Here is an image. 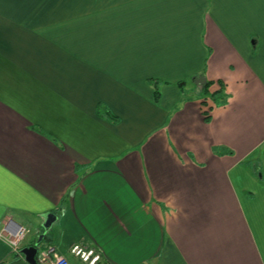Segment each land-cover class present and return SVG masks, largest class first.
Instances as JSON below:
<instances>
[{
    "label": "crops",
    "instance_id": "obj_1",
    "mask_svg": "<svg viewBox=\"0 0 264 264\" xmlns=\"http://www.w3.org/2000/svg\"><path fill=\"white\" fill-rule=\"evenodd\" d=\"M9 220L73 264H264V0H0Z\"/></svg>",
    "mask_w": 264,
    "mask_h": 264
},
{
    "label": "built area",
    "instance_id": "obj_2",
    "mask_svg": "<svg viewBox=\"0 0 264 264\" xmlns=\"http://www.w3.org/2000/svg\"><path fill=\"white\" fill-rule=\"evenodd\" d=\"M29 233L30 229L27 226L9 220L0 231V238L9 244L12 255L19 258L22 257L23 242ZM69 253L83 264H105L101 249L90 242H73L69 246ZM37 261L38 264H73L51 244L39 249Z\"/></svg>",
    "mask_w": 264,
    "mask_h": 264
},
{
    "label": "trees",
    "instance_id": "obj_3",
    "mask_svg": "<svg viewBox=\"0 0 264 264\" xmlns=\"http://www.w3.org/2000/svg\"><path fill=\"white\" fill-rule=\"evenodd\" d=\"M158 82H155V84H157ZM212 81H207V82H204L201 86L202 88V95L204 96V98H211L212 101L214 102V104L216 106H222V105H225L227 102H228V95L225 93V90L223 88V85H222V88L220 90H218L217 92H214V93H211L209 91V88L210 86L212 85ZM159 90L156 88V99L159 98ZM108 117H110L111 119H114V117L111 115V114H108ZM210 115L206 116V120L207 121H210ZM229 154H233V151L232 150H229ZM44 233V232H42ZM42 233H39L37 237L34 238V240L28 245H35L36 244V241L38 240L39 238V235L42 234ZM49 237L48 235L45 234V237H44V240L38 245V248L41 249L42 246L44 245H48L49 244ZM17 257H13L12 260L16 259ZM8 262H4L2 264H6Z\"/></svg>",
    "mask_w": 264,
    "mask_h": 264
},
{
    "label": "water",
    "instance_id": "obj_4",
    "mask_svg": "<svg viewBox=\"0 0 264 264\" xmlns=\"http://www.w3.org/2000/svg\"><path fill=\"white\" fill-rule=\"evenodd\" d=\"M45 217L46 220L44 223V228L45 230H49L57 217L52 213L46 214ZM13 221L20 224L15 220ZM44 237H45V233L40 234L35 245L26 246L22 249V254H23L22 257L16 258L6 264H38L37 261V254L39 251L38 245L44 240Z\"/></svg>",
    "mask_w": 264,
    "mask_h": 264
},
{
    "label": "rangeland",
    "instance_id": "obj_5",
    "mask_svg": "<svg viewBox=\"0 0 264 264\" xmlns=\"http://www.w3.org/2000/svg\"><path fill=\"white\" fill-rule=\"evenodd\" d=\"M190 93L191 92L187 88H185L184 89V96H182V97H188L190 95Z\"/></svg>",
    "mask_w": 264,
    "mask_h": 264
}]
</instances>
